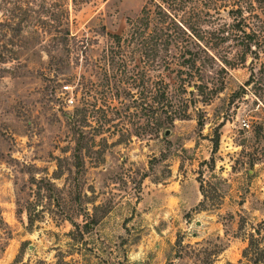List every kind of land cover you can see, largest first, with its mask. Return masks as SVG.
<instances>
[{
  "label": "rangeland",
  "instance_id": "1",
  "mask_svg": "<svg viewBox=\"0 0 264 264\" xmlns=\"http://www.w3.org/2000/svg\"><path fill=\"white\" fill-rule=\"evenodd\" d=\"M147 1L70 6L58 50L43 0H0V264H264V55L223 41L264 1L151 2L143 55Z\"/></svg>",
  "mask_w": 264,
  "mask_h": 264
},
{
  "label": "trees",
  "instance_id": "2",
  "mask_svg": "<svg viewBox=\"0 0 264 264\" xmlns=\"http://www.w3.org/2000/svg\"><path fill=\"white\" fill-rule=\"evenodd\" d=\"M10 0H6L8 3ZM88 0H43L42 2V12L44 14V19L42 18L41 23L43 26V32L46 36V40L48 41L47 45L51 49L57 48L58 50H65V45L67 44L69 38L71 37V32L69 28V16H70V6H76L79 3L87 2ZM264 1V0H259ZM153 2L157 8L160 9L161 14L164 18H169L173 23H175L179 27V22L175 19V15H173L168 8L162 4L157 3L156 0H148L146 4L142 7L139 15L134 20H129V40H135L136 44L139 46L144 55L146 51L150 50H158L162 47H169L171 44V38L164 36L162 34L161 29H165L163 25L158 26V33L156 35H152L149 40H146L145 30L148 29L150 25V12L148 10V5ZM25 3V1H23ZM238 7V6H237ZM14 11L21 12L26 15L28 12V8H23L17 3H14ZM74 8V7H72ZM235 9V8H234ZM229 10V12H239L241 15L242 10L236 8ZM246 9H251V3L248 4ZM12 12L11 17L15 16V12ZM162 19V22H166V19ZM10 19V18H9ZM180 21V20H179ZM232 30H235L234 36L231 38L225 37L223 41L233 40L234 45L238 48V56L241 59V62L244 63L246 61V56L248 54L252 55V58H257L258 55H264V21H260V23L248 22L246 18L240 16L238 19L237 16L233 17V23L230 24ZM160 32V33H159ZM114 39L117 40V44L120 43L121 36L116 34H110ZM195 36V35H193ZM196 39H198L196 37ZM126 40V38L124 39ZM123 40V41H124ZM204 49V48H203ZM49 51V50H47ZM51 52V51H49ZM115 56V55H114ZM214 57V55H212ZM111 62H114L115 59L113 56L110 57ZM192 66L195 65L196 57L194 53V57L188 58L186 60ZM226 62V60H224ZM227 64H229L227 59ZM264 64V63H263ZM161 86H159L157 90V103L160 104V107L163 108L165 105H168L170 101H168L167 94V85L163 82L162 79ZM195 89H200L201 86H194ZM166 100V102H164ZM173 113V114H171ZM169 119L172 121L174 118H185V110L182 112L176 110H171Z\"/></svg>",
  "mask_w": 264,
  "mask_h": 264
},
{
  "label": "built area",
  "instance_id": "3",
  "mask_svg": "<svg viewBox=\"0 0 264 264\" xmlns=\"http://www.w3.org/2000/svg\"><path fill=\"white\" fill-rule=\"evenodd\" d=\"M67 102L68 103H72L73 102L72 97H68L67 98ZM242 125L245 126V127H248V123L246 122V120H244V119L242 120Z\"/></svg>",
  "mask_w": 264,
  "mask_h": 264
}]
</instances>
